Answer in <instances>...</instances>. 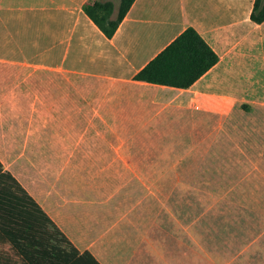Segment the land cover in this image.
Masks as SVG:
<instances>
[{
	"label": "crops",
	"instance_id": "obj_1",
	"mask_svg": "<svg viewBox=\"0 0 264 264\" xmlns=\"http://www.w3.org/2000/svg\"><path fill=\"white\" fill-rule=\"evenodd\" d=\"M89 1L0 0L4 168L99 264H264V213L247 214L243 227L219 217L157 227V214L138 213L125 192L103 209L124 189L109 171L178 168L156 165V140L197 106L219 115L238 65L257 85L248 95L260 93L264 21L251 18L255 0H135L113 37L86 13ZM189 26L219 53L212 68L187 88L134 79ZM0 264L24 262L1 256Z\"/></svg>",
	"mask_w": 264,
	"mask_h": 264
},
{
	"label": "rangeland",
	"instance_id": "obj_2",
	"mask_svg": "<svg viewBox=\"0 0 264 264\" xmlns=\"http://www.w3.org/2000/svg\"><path fill=\"white\" fill-rule=\"evenodd\" d=\"M249 69L238 65L231 73V102L219 115L212 105L197 106L156 140V165L178 168L109 171L124 191L103 209H113L125 192L138 213L157 214V227L212 224L218 217L223 225L243 227L247 214L264 213V86L248 95L257 86ZM0 255L17 258L9 242L0 241Z\"/></svg>",
	"mask_w": 264,
	"mask_h": 264
},
{
	"label": "trees",
	"instance_id": "obj_3",
	"mask_svg": "<svg viewBox=\"0 0 264 264\" xmlns=\"http://www.w3.org/2000/svg\"><path fill=\"white\" fill-rule=\"evenodd\" d=\"M118 1L90 0L84 5L86 13L108 37L114 36L135 0ZM251 18L257 23L264 21V0H255ZM219 60V53L195 27L189 26L134 79L187 88ZM0 241L9 242L24 264H65L74 258H89L99 264L90 251L81 252L72 243L1 160Z\"/></svg>",
	"mask_w": 264,
	"mask_h": 264
}]
</instances>
